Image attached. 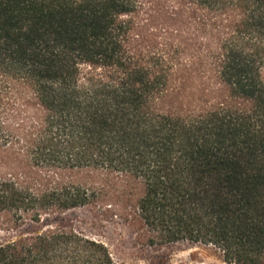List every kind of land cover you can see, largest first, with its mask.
I'll return each instance as SVG.
<instances>
[{
    "label": "trees",
    "instance_id": "1",
    "mask_svg": "<svg viewBox=\"0 0 264 264\" xmlns=\"http://www.w3.org/2000/svg\"><path fill=\"white\" fill-rule=\"evenodd\" d=\"M73 211L264 264V0H0V264H124Z\"/></svg>",
    "mask_w": 264,
    "mask_h": 264
},
{
    "label": "rangeland",
    "instance_id": "2",
    "mask_svg": "<svg viewBox=\"0 0 264 264\" xmlns=\"http://www.w3.org/2000/svg\"><path fill=\"white\" fill-rule=\"evenodd\" d=\"M59 220L72 225L78 232L91 239L100 240L109 246L116 261L124 264H144L141 261H131L127 245L123 244L126 235L121 231H114L109 226H99L83 211H73L60 217ZM58 220H53L55 224ZM14 235V234H13ZM2 238V237H1ZM168 257V264H226L212 249L203 246L178 245L164 251Z\"/></svg>",
    "mask_w": 264,
    "mask_h": 264
}]
</instances>
